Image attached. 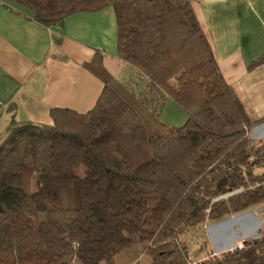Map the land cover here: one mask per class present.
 I'll return each mask as SVG.
<instances>
[{
	"label": "trees",
	"instance_id": "1",
	"mask_svg": "<svg viewBox=\"0 0 264 264\" xmlns=\"http://www.w3.org/2000/svg\"><path fill=\"white\" fill-rule=\"evenodd\" d=\"M6 1L46 27L112 7L118 57L139 84L115 78L95 51L83 64L103 83L91 109L51 108L50 123L10 119L0 138V264H116L133 246L149 264H264V220L242 248L201 261L181 240L264 202V138L249 136L254 123L189 0ZM167 97L187 113L182 126L160 121Z\"/></svg>",
	"mask_w": 264,
	"mask_h": 264
},
{
	"label": "crops",
	"instance_id": "2",
	"mask_svg": "<svg viewBox=\"0 0 264 264\" xmlns=\"http://www.w3.org/2000/svg\"><path fill=\"white\" fill-rule=\"evenodd\" d=\"M225 81L253 122L249 136L264 138V0H189ZM112 7L69 15L46 27L9 1L0 3V138L10 119L49 123L51 108L91 109L103 83L83 64L95 51L103 67L138 86L132 68L118 57ZM167 97L166 99H168ZM260 121V122H259Z\"/></svg>",
	"mask_w": 264,
	"mask_h": 264
},
{
	"label": "rangeland",
	"instance_id": "3",
	"mask_svg": "<svg viewBox=\"0 0 264 264\" xmlns=\"http://www.w3.org/2000/svg\"><path fill=\"white\" fill-rule=\"evenodd\" d=\"M186 119L187 113L171 98L165 100L160 114L161 122L169 127H179ZM255 206L218 220L203 222L183 233L181 240L187 247L189 259L201 261L211 256H219L236 247L242 248L245 239L259 236L264 220V202ZM141 249L140 246H133L118 254L116 264H149L150 259L145 254L139 260Z\"/></svg>",
	"mask_w": 264,
	"mask_h": 264
},
{
	"label": "built area",
	"instance_id": "4",
	"mask_svg": "<svg viewBox=\"0 0 264 264\" xmlns=\"http://www.w3.org/2000/svg\"><path fill=\"white\" fill-rule=\"evenodd\" d=\"M0 3H2V0H0Z\"/></svg>",
	"mask_w": 264,
	"mask_h": 264
}]
</instances>
